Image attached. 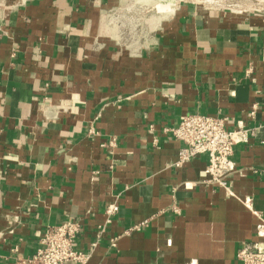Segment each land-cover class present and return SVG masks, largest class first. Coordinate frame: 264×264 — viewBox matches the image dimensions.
<instances>
[{
	"label": "crops",
	"instance_id": "obj_1",
	"mask_svg": "<svg viewBox=\"0 0 264 264\" xmlns=\"http://www.w3.org/2000/svg\"><path fill=\"white\" fill-rule=\"evenodd\" d=\"M147 4L0 0V264H28L69 219L87 252L114 202L88 264H241L258 241L264 12ZM188 114L252 130L231 194L207 183L206 157L174 167L166 129Z\"/></svg>",
	"mask_w": 264,
	"mask_h": 264
},
{
	"label": "built area",
	"instance_id": "obj_2",
	"mask_svg": "<svg viewBox=\"0 0 264 264\" xmlns=\"http://www.w3.org/2000/svg\"><path fill=\"white\" fill-rule=\"evenodd\" d=\"M255 12L260 13L261 11L253 10V13ZM166 132L171 133L175 139L182 143L179 158L174 167L183 168L197 158L206 157L208 160L207 183L223 188L228 194H231L229 178L235 172V163L232 160L234 148L237 145L246 144L252 130L247 129L242 122L236 128L229 129L226 118L188 114L181 118L176 128L166 129ZM90 134L96 133L90 131ZM102 147H106V144H103ZM119 210L117 202L106 206L105 224L98 228V240L103 236L107 226L111 223L112 218L119 213ZM256 215L259 219L256 228L258 241L241 246L237 254L241 264H264V216ZM147 225L148 221H145L134 226L130 231H139ZM82 231L80 221L74 219L48 228L41 242V248L28 261V264H88L98 245V240L91 245L87 252L78 250L76 240ZM111 246L115 248L116 242L112 241Z\"/></svg>",
	"mask_w": 264,
	"mask_h": 264
},
{
	"label": "rangeland",
	"instance_id": "obj_3",
	"mask_svg": "<svg viewBox=\"0 0 264 264\" xmlns=\"http://www.w3.org/2000/svg\"><path fill=\"white\" fill-rule=\"evenodd\" d=\"M145 6L148 10L160 8L162 13H170L179 4H194L216 9H227L237 12L253 13V10L264 12V0H147ZM157 10L159 11V9ZM150 13V12H148Z\"/></svg>",
	"mask_w": 264,
	"mask_h": 264
}]
</instances>
